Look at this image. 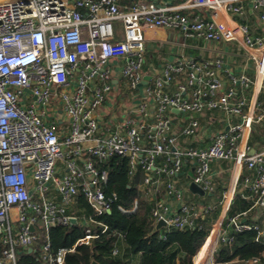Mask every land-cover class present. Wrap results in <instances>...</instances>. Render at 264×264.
Wrapping results in <instances>:
<instances>
[{"label": "built area", "instance_id": "obj_1", "mask_svg": "<svg viewBox=\"0 0 264 264\" xmlns=\"http://www.w3.org/2000/svg\"><path fill=\"white\" fill-rule=\"evenodd\" d=\"M173 2L0 0V264H29L22 253L35 254L38 264H63L101 234L115 238L117 255L125 231L97 218L118 200L105 190V165L114 156L126 160L129 181L151 204L152 228L164 221L160 238L205 220L215 208L202 200L216 188L212 165L229 163L234 183L227 205L237 195L248 206L215 223L203 264H264V217L248 219L264 209V145L256 150L249 143L253 124H264V32L252 34L238 21L249 4L264 24V0ZM172 29L190 42L238 43L254 76L226 68L219 56L184 54L146 70L149 44L167 42L170 35L160 31ZM215 112L227 123L212 131L213 118L203 124L198 116ZM185 162L192 174L184 183ZM190 183L203 195L191 192ZM138 206V197L127 208L117 204L127 215ZM72 219L82 235L52 249L48 230ZM244 230L254 232L261 252L215 262L217 247Z\"/></svg>", "mask_w": 264, "mask_h": 264}, {"label": "trees", "instance_id": "obj_2", "mask_svg": "<svg viewBox=\"0 0 264 264\" xmlns=\"http://www.w3.org/2000/svg\"><path fill=\"white\" fill-rule=\"evenodd\" d=\"M105 167L108 169V183L105 190L116 192L118 200L111 206L110 213H104L97 218L111 228L125 231L124 242L130 252L140 253L139 264H193V257L204 244L210 230L208 220L211 215L206 221H198L194 228L171 230L165 234L164 238H160L161 231L152 228V223L147 216L151 204L141 198L136 183L128 179L126 160L114 156L107 161ZM137 197L139 206L135 213L127 215L118 210L117 204L127 208ZM79 203L86 214L91 213L92 209L83 197H80ZM247 206L248 202L236 195L228 210V216ZM82 232L83 226L79 222L64 227H51L48 230L50 246L52 249L70 246L82 235ZM114 244V237L101 234L91 244L78 246L75 252L67 254L63 264H93L94 262L128 264L124 258L111 253ZM261 250L262 246L254 241V232L244 230L233 232V241L230 244H220L213 258L215 262L221 263L258 255ZM20 259L29 264H38L36 255L32 253H22Z\"/></svg>", "mask_w": 264, "mask_h": 264}, {"label": "crops", "instance_id": "obj_3", "mask_svg": "<svg viewBox=\"0 0 264 264\" xmlns=\"http://www.w3.org/2000/svg\"><path fill=\"white\" fill-rule=\"evenodd\" d=\"M181 0H174L173 3L180 2ZM246 12H244L243 16L238 17V21L247 23L250 31L252 34H263L264 32V24H262L259 21V11L252 10L249 4H246L245 6ZM161 34H167L170 35L168 38L167 42H152L148 46V51H147V65L145 66V69L148 70L149 64L151 65V70H160L162 67V64L164 61L167 59H172L178 54H184V55H192L194 57L198 58H213L216 56L221 57L225 61V66L226 68L233 70L237 73L243 72L247 74L250 77H253L255 74L254 70V63L251 60V58L248 56L245 52V50L239 45L238 43L234 42V46H230L229 42H221V43H213V44H205L204 42H190L187 41L183 38L177 37L176 35V30H161ZM223 78L226 80V75L223 73ZM227 82V81H226ZM252 90H248V98H251ZM203 124H206V121L210 118H213V121L210 125V130L215 131L217 129H220L222 127L226 126V121L224 114L221 112H215L213 115L207 114L205 115H199L198 116ZM237 119L236 118H231V122H235ZM206 143V141H204ZM249 143L256 149L258 150L262 145H264V124L263 123H254L252 126V129L250 131L249 135ZM228 167L226 171H224L225 167ZM229 168L230 164L227 162H216L212 165V176L216 182V188L215 191L209 196L204 195L202 200L204 202H209L212 203L214 198L218 199V194L219 189L223 190L224 188H227L228 186L230 189L226 192V199L224 200V205L223 208L219 214V218L217 219L218 223L220 220L225 219L228 216V210L230 208L231 203L233 200L230 202L229 206L227 205L230 199V193L233 187L234 183V176L229 174ZM192 174L191 171V166L188 164V162L184 163L183 166V173L180 175V181L186 182L187 178H189ZM230 175V177H229ZM223 176V177H222ZM229 178V180H228ZM220 180V181H219ZM227 186H223L221 181H227ZM233 181V182H232ZM198 200H201L199 198H195ZM201 200V201H202ZM214 203V202H213ZM215 205V204H214ZM247 208V207H246ZM244 210V209H243ZM242 210H236L233 214L240 212ZM218 209L217 205H215L214 210L208 214L207 216L209 219L213 220L212 215L217 214ZM232 214V215H233ZM252 215L249 216L248 219L251 218H261V216L264 215V209L262 210H254V212L251 213ZM206 216V217H207ZM205 217V221L208 220V217ZM256 220V219H254ZM203 221V220H202ZM210 222V220H208ZM216 224L213 228V235L215 232L218 231V225ZM211 226V222H210ZM211 235V237L208 240V244H204L201 246L199 249L198 253L196 254L194 258L195 264H203L204 261L208 258L210 255V250L209 247L212 246L209 242L212 240L214 242V236ZM213 237V238H212ZM119 248L120 251L117 254L118 256L124 258L128 264H139L140 263V253H132L129 251L127 245L125 244L124 240L119 242Z\"/></svg>", "mask_w": 264, "mask_h": 264}, {"label": "rangeland", "instance_id": "obj_4", "mask_svg": "<svg viewBox=\"0 0 264 264\" xmlns=\"http://www.w3.org/2000/svg\"><path fill=\"white\" fill-rule=\"evenodd\" d=\"M229 45L233 47L234 46V42L233 41L229 42ZM223 169H225L224 171H226L228 169V167L226 166ZM228 172L230 174L231 167L229 168V171ZM229 177H230V175H229ZM228 180H229V178H228ZM228 180L227 181H221L222 184H223V186H225V187L227 186ZM226 190H227V188H224L223 190L219 189L220 195L218 194V199L217 198H214V200H213L214 204L217 205L218 212L215 215V218L212 216L213 217V220L210 219V222H211L212 225H215V223L217 222V219L219 218L218 216H219V214H220V212H221V210L223 208V205H224V200H225L224 194H225V191ZM263 217H264V215H263Z\"/></svg>", "mask_w": 264, "mask_h": 264}, {"label": "water", "instance_id": "obj_5", "mask_svg": "<svg viewBox=\"0 0 264 264\" xmlns=\"http://www.w3.org/2000/svg\"><path fill=\"white\" fill-rule=\"evenodd\" d=\"M146 79H148V76H147V75L144 76V80H146ZM175 111H177V110H175ZM189 190H190L191 192H194V193H198V194H200V195H203V191H202V190H201L196 184H194V183H190V184H189ZM110 211H111V210H108L107 213H110ZM72 222L74 223L75 220L72 219ZM162 226H165V223H164L163 220H159V221L156 223V225H155V230H159ZM31 229H33V227H31ZM93 264H97V263L94 262Z\"/></svg>", "mask_w": 264, "mask_h": 264}, {"label": "bare ground", "instance_id": "obj_6", "mask_svg": "<svg viewBox=\"0 0 264 264\" xmlns=\"http://www.w3.org/2000/svg\"><path fill=\"white\" fill-rule=\"evenodd\" d=\"M232 182H233V181H232ZM225 199H226V196H225ZM212 231H213V230H212ZM212 233H213V232H211V234L208 236V238H207V240H206V242H205L204 244H206V243L208 242V240H209V238L211 237V235H213ZM217 233H218V231L215 232V234L213 235V236H214V242H215V240H216ZM212 238H213V237H212ZM214 242H212V240H211L209 243L213 246V245H214ZM204 244H203V245H204ZM207 244H208V243H207ZM208 246H209V244H208ZM212 246L209 247L210 252H211Z\"/></svg>", "mask_w": 264, "mask_h": 264}]
</instances>
